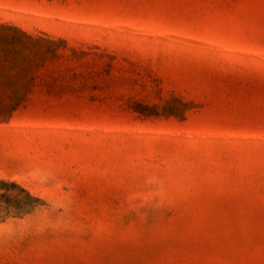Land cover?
Returning <instances> with one entry per match:
<instances>
[{"label":"rangeland","instance_id":"1","mask_svg":"<svg viewBox=\"0 0 264 264\" xmlns=\"http://www.w3.org/2000/svg\"><path fill=\"white\" fill-rule=\"evenodd\" d=\"M0 264H264V0H0Z\"/></svg>","mask_w":264,"mask_h":264}]
</instances>
